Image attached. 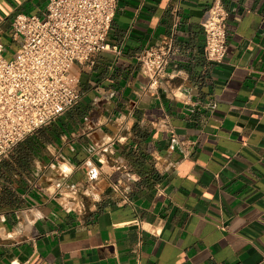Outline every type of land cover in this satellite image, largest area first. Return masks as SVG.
<instances>
[{
    "label": "crops",
    "instance_id": "1",
    "mask_svg": "<svg viewBox=\"0 0 264 264\" xmlns=\"http://www.w3.org/2000/svg\"><path fill=\"white\" fill-rule=\"evenodd\" d=\"M46 2L0 0L6 48ZM211 3L116 1L118 52L75 64L80 101L0 162V264H264V0H223L220 63ZM170 34L148 90L136 56Z\"/></svg>",
    "mask_w": 264,
    "mask_h": 264
},
{
    "label": "built area",
    "instance_id": "2",
    "mask_svg": "<svg viewBox=\"0 0 264 264\" xmlns=\"http://www.w3.org/2000/svg\"><path fill=\"white\" fill-rule=\"evenodd\" d=\"M117 0H47L43 17L17 15L11 40L17 49L10 58L0 39V162L18 144L50 125L81 99L75 64L89 63L99 52H118L106 41ZM223 0H212L200 26L203 53L220 63L226 52ZM173 34L161 44L145 47L137 56L148 90L159 86L176 53Z\"/></svg>",
    "mask_w": 264,
    "mask_h": 264
},
{
    "label": "rangeland",
    "instance_id": "3",
    "mask_svg": "<svg viewBox=\"0 0 264 264\" xmlns=\"http://www.w3.org/2000/svg\"><path fill=\"white\" fill-rule=\"evenodd\" d=\"M6 46H7V48H6L5 52L3 53V55L10 58L11 53H12L11 51L15 48L16 44L13 43L11 40H7Z\"/></svg>",
    "mask_w": 264,
    "mask_h": 264
}]
</instances>
